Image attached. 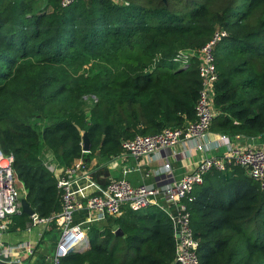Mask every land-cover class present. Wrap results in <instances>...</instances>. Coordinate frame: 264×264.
Returning a JSON list of instances; mask_svg holds the SVG:
<instances>
[{"label":"trees","instance_id":"1","mask_svg":"<svg viewBox=\"0 0 264 264\" xmlns=\"http://www.w3.org/2000/svg\"><path fill=\"white\" fill-rule=\"evenodd\" d=\"M216 31L225 35L214 48L210 130L261 135L264 0H0V148L13 156L38 218L62 207L40 148L67 168L93 154L116 156L137 134L193 121L198 61L182 63L178 54L199 49ZM227 170H212L184 198L199 262L264 264V188L240 166ZM31 221L20 212L8 227ZM114 224L121 235L89 226V247L70 250L60 264H178L172 223L158 208H125Z\"/></svg>","mask_w":264,"mask_h":264},{"label":"built area","instance_id":"2","mask_svg":"<svg viewBox=\"0 0 264 264\" xmlns=\"http://www.w3.org/2000/svg\"><path fill=\"white\" fill-rule=\"evenodd\" d=\"M61 6L69 5L72 0H59ZM225 35L224 31H216L213 37L197 50L181 51L178 61L187 63L189 58L195 57L198 61V75L200 88L195 105V119L187 121L183 127H166L154 134H137L131 139L121 143V154L133 158L149 156L150 154L168 149L181 141H196L206 138L210 131L214 108V88L218 79L216 70L214 48L216 42ZM227 146V157L204 156L196 167L183 174L178 180L164 188L156 186H133L125 178L108 180L105 187L77 198L71 189L83 163L75 161L72 166L64 168L57 178V187L61 192L62 207L58 213L48 218H38L34 213L32 221L54 223L58 226L60 237L56 243L52 264H60V258L70 250L82 251L87 246V229L73 224V215L76 210L87 209L118 217L125 208L141 211L155 205L171 221L174 237V256L178 264H200L197 247L198 240L194 237L190 225V214L184 198L191 190L202 183L204 176L212 170L225 171L231 165L244 169L247 176L256 180L264 188V146L246 145L234 146L227 136L221 135L219 139ZM195 146L203 149L199 142ZM13 156L4 153L0 148V235L8 229L11 216L21 212L22 198L14 173ZM165 171L170 170L168 163L163 165ZM159 197L161 200L156 201ZM34 245L30 242L7 244L0 240V259L13 262H22L23 259L16 253L23 251L27 256L34 253Z\"/></svg>","mask_w":264,"mask_h":264},{"label":"crops","instance_id":"3","mask_svg":"<svg viewBox=\"0 0 264 264\" xmlns=\"http://www.w3.org/2000/svg\"><path fill=\"white\" fill-rule=\"evenodd\" d=\"M221 135L227 136L234 146H264V133L257 136H245L210 130L206 138L196 141H181L171 148L156 151L149 156L133 158L129 155H122L120 152L116 156L103 158L93 154L88 158L80 159L83 168L80 169L71 189L77 198H83L97 189L105 187L107 181L113 178H125L133 186L146 185L164 188L178 180L183 174L192 171L204 156L227 157L229 152L227 146L219 140ZM199 142L203 145L201 150L195 146ZM39 154L44 164L56 178H59L64 167L56 162L46 147H41ZM165 163L170 166L168 172L163 168ZM22 195H24V191ZM155 200L160 202L161 199L157 197ZM154 208L157 207L151 205L145 211H151ZM115 218V216L104 213L79 209L74 212L73 224L79 225L84 230L91 225L98 228L113 227ZM60 231L61 229L54 223L33 221L25 229H10L8 227L1 233L0 240L7 244L30 242L35 247L32 255L27 256L23 251H18L16 254L28 263L52 264Z\"/></svg>","mask_w":264,"mask_h":264},{"label":"water","instance_id":"4","mask_svg":"<svg viewBox=\"0 0 264 264\" xmlns=\"http://www.w3.org/2000/svg\"><path fill=\"white\" fill-rule=\"evenodd\" d=\"M90 149V141H89V138L87 136V133L86 132H83L82 133V151L83 152H88ZM20 202H21V212L29 215V216H32L34 214V211L31 209L30 205L28 204V202L26 201L25 197H22L20 199ZM114 230H115V233L116 234H119L121 235L122 234V231L117 228V226L114 224L113 227H112ZM89 247V242L87 244V246H85L82 250H85Z\"/></svg>","mask_w":264,"mask_h":264},{"label":"rangeland","instance_id":"5","mask_svg":"<svg viewBox=\"0 0 264 264\" xmlns=\"http://www.w3.org/2000/svg\"><path fill=\"white\" fill-rule=\"evenodd\" d=\"M89 102H90V101L88 100V101H87V104H89ZM17 184H18L20 190H22V187H23L22 183H21L19 180H17ZM20 195L23 196V195H22V192H20ZM57 237H58V234H57Z\"/></svg>","mask_w":264,"mask_h":264}]
</instances>
